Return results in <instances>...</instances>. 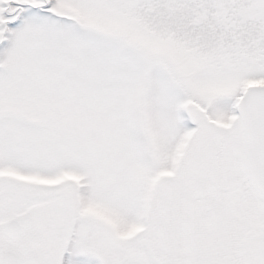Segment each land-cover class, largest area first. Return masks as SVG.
<instances>
[{
    "label": "snow or ice",
    "instance_id": "1",
    "mask_svg": "<svg viewBox=\"0 0 264 264\" xmlns=\"http://www.w3.org/2000/svg\"><path fill=\"white\" fill-rule=\"evenodd\" d=\"M0 264H264V0H0Z\"/></svg>",
    "mask_w": 264,
    "mask_h": 264
}]
</instances>
